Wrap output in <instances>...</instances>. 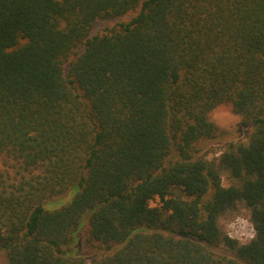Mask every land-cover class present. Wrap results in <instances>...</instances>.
Wrapping results in <instances>:
<instances>
[{
  "label": "trees",
  "instance_id": "1",
  "mask_svg": "<svg viewBox=\"0 0 264 264\" xmlns=\"http://www.w3.org/2000/svg\"><path fill=\"white\" fill-rule=\"evenodd\" d=\"M224 103L252 131L209 160ZM0 162L8 264H264V0H0Z\"/></svg>",
  "mask_w": 264,
  "mask_h": 264
},
{
  "label": "rangeland",
  "instance_id": "2",
  "mask_svg": "<svg viewBox=\"0 0 264 264\" xmlns=\"http://www.w3.org/2000/svg\"><path fill=\"white\" fill-rule=\"evenodd\" d=\"M138 10L131 11L122 16L100 18L92 26L89 36L100 35L106 32H109L112 28L119 27L121 22L129 20L133 17ZM83 46H80L76 49V53L71 55L67 62L65 63L66 73L69 71V64L75 59L76 54L81 53ZM210 120L213 121L216 126L220 129L217 133V136L213 139L201 140L197 144L199 148V154L208 158L209 160L218 161L219 156L225 150L229 141H240L245 140L249 133L252 131L251 125H240L242 117L234 112L233 107L229 103L219 104L213 108L209 114ZM1 163V162H0ZM223 183L225 186H228L231 182L229 175L223 173ZM78 188L75 187L72 189V195L76 194ZM63 201L60 204L53 205L51 203L45 204L47 208H56L63 205ZM222 222L228 231V233L238 238L241 242H248L253 238L255 234L253 223L250 219V211L244 205H240L236 210L227 213L222 217ZM90 224L88 219L84 220L83 227L81 229V239H80V248L81 252L86 256H90L92 252H96L97 255H104L110 251H105V248L99 247L97 242H90L88 240ZM0 254L1 251H0ZM89 264H92L91 258H87ZM0 264H8L6 259L0 260Z\"/></svg>",
  "mask_w": 264,
  "mask_h": 264
}]
</instances>
